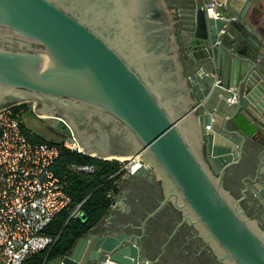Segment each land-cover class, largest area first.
<instances>
[{
	"label": "water",
	"instance_id": "95a60500",
	"mask_svg": "<svg viewBox=\"0 0 264 264\" xmlns=\"http://www.w3.org/2000/svg\"><path fill=\"white\" fill-rule=\"evenodd\" d=\"M201 3L186 1L176 41L168 0H0V109L33 99L81 151L139 154L163 184L139 234L131 216L110 214L61 264H158L145 229L169 202L181 211L170 236L187 223L225 264H264V137L249 131L264 133V28L230 4L208 17ZM185 69L202 82L194 101ZM234 165L255 166L253 217L241 205L248 185L236 198L224 187Z\"/></svg>",
	"mask_w": 264,
	"mask_h": 264
},
{
	"label": "built area",
	"instance_id": "2783aa9c",
	"mask_svg": "<svg viewBox=\"0 0 264 264\" xmlns=\"http://www.w3.org/2000/svg\"><path fill=\"white\" fill-rule=\"evenodd\" d=\"M228 2L203 0L201 5L208 17L218 18ZM216 83L217 80L213 84ZM23 106L19 103L0 109V264H21L31 254L54 244L55 238L45 230L71 198L65 190L66 179L56 173L53 164L60 147L81 151L73 136L59 143L32 138L21 120ZM115 159L120 162L121 172L152 169L139 154ZM68 169L93 171L94 167L72 163ZM80 204L71 208L70 216L81 215ZM65 256L44 258L42 264H61Z\"/></svg>",
	"mask_w": 264,
	"mask_h": 264
},
{
	"label": "crops",
	"instance_id": "0c3cea01",
	"mask_svg": "<svg viewBox=\"0 0 264 264\" xmlns=\"http://www.w3.org/2000/svg\"><path fill=\"white\" fill-rule=\"evenodd\" d=\"M186 1L188 0H175L174 4L176 7L175 9L177 18L173 16V22L176 19H182V14L187 11ZM198 1L202 2L203 0ZM228 4H230V6L236 9L237 11H245L247 17L256 20L258 27L262 29L264 28V0H229ZM180 10L183 11L181 14L179 13ZM173 38H175L174 33ZM181 59L184 60L182 55ZM181 73L184 80L185 89L187 90V94L191 98L193 92H196V95L198 96L203 90L201 80L196 77L197 83L194 84L192 83V75H190L186 71V69L184 71H181ZM199 73H201V69L193 72L195 76H197V74ZM213 92H215L213 98H215L216 96L217 99L218 95L220 94L219 89L214 86ZM216 99H214V102H216ZM249 127V131L254 134L257 138L264 137V133L260 132L254 124H250ZM238 167L239 166L234 165L227 169V172L223 179V184L225 189L234 198L240 196L241 190L244 188L245 184L248 185V197L241 202V205L245 213L248 216L253 217L254 212L252 209V205L255 203V200L252 196V191L255 189L256 185H259L258 181L255 182V166H252L249 169ZM148 174H151L153 176L152 180L161 178L159 174L157 172H154L152 169L147 172V176H145L143 171H141L137 175H135L134 173L131 174L127 171L122 172L120 174L119 178L117 179V183L120 186V191L117 194L120 195L119 200H121L123 207L119 208L118 206H116L113 208L116 199L115 196L108 215L114 214L116 217L126 216L124 215V213L125 211L129 210L131 206V192L134 189L138 190L137 186L139 180L142 179L147 181ZM126 204L128 205V207L126 206ZM156 205L157 200H139L136 213L130 217L134 227H129L127 231L130 233L134 232L139 234L140 222L142 218L148 211L152 210ZM162 211V213L160 211L159 214L156 215L154 218V223H165V229L160 236V245L164 243L167 235L173 232L176 227V224L179 222V219L181 217V211L176 209L173 205L165 208ZM167 217L168 220L166 222L165 219ZM105 222L106 218L102 220V224ZM173 235L174 236L172 237V240L168 243L162 255H160L161 248L160 246H158L159 248L157 247L155 253L149 255V257L155 260V256L158 254V256H160L158 264H217L215 258H217L218 256L213 250L208 248V245L202 240V238L198 235L197 230L192 225L187 223L182 224Z\"/></svg>",
	"mask_w": 264,
	"mask_h": 264
},
{
	"label": "trees",
	"instance_id": "16d2710c",
	"mask_svg": "<svg viewBox=\"0 0 264 264\" xmlns=\"http://www.w3.org/2000/svg\"><path fill=\"white\" fill-rule=\"evenodd\" d=\"M27 131L34 139L46 140L28 129ZM72 163L90 164L94 169L71 171L68 166ZM119 166L120 162L115 158H102L60 147L53 168L66 179L65 190L71 200L67 207L55 214L45 230L55 238L54 244L48 250L31 254L21 264H42L44 258L54 260L70 254L77 240L108 215L111 204L120 191L117 179L122 172L118 171ZM79 202L81 215L70 216L71 208Z\"/></svg>",
	"mask_w": 264,
	"mask_h": 264
},
{
	"label": "flooded vegetation",
	"instance_id": "af4514ba",
	"mask_svg": "<svg viewBox=\"0 0 264 264\" xmlns=\"http://www.w3.org/2000/svg\"><path fill=\"white\" fill-rule=\"evenodd\" d=\"M174 2H175L174 0H168V5H170L171 7L174 8L173 16H175V18H177L176 17L177 16L176 15V9H175L176 7H175ZM172 27H173V33L175 35V38L174 39L176 41H179V35H178L179 34V20L178 19H176L172 23ZM177 49H179V48H177ZM28 103L30 104L31 107H33V99H29L28 102L25 105H28ZM38 116L43 117L44 120H45L44 117H47L48 116L49 119L46 120V122H48L51 126L54 123L56 124V119H59V117H57L55 115H50V116L49 115H38ZM52 127L54 128V130H56L54 126H52ZM56 131L58 133H62L60 130H56ZM74 139L77 141V139L75 137H74ZM152 170L154 172H156V170L153 169V167H152ZM152 179H148L147 178V181L142 180V179L139 180L138 186H137L138 187V190L137 189H134L131 192V199H132L131 206H130L129 210L125 211V213H124V215H126L125 218H129L130 216H132V215H134L136 213L139 200H141V201L142 200H146V199H150V201L151 200H153V201L157 200V203H158L159 200L162 199V197H163V184H162V180H161V178L154 179V180H152ZM171 205H172V203H170V202L167 205H165L160 210L161 213L163 212L162 210H164L165 208H167V207H169ZM159 212L156 215H158ZM156 215H154L153 217H151L148 220V223H147L146 229H145L144 241H145L146 244H149L151 242H155V245H157V247H158V246H161L159 244V241H160L161 233L165 229V223H163V224L154 223V218H155ZM165 220L167 222L168 217ZM170 235H171V233L169 235H167L166 240L164 241V243H162V245L165 244V248L167 247L168 243L172 240V237L174 236V235H172V236H170ZM208 248H210V247L208 246ZM215 259H216L217 264H225L224 262L218 260L217 258H215Z\"/></svg>",
	"mask_w": 264,
	"mask_h": 264
},
{
	"label": "rangeland",
	"instance_id": "374dc122",
	"mask_svg": "<svg viewBox=\"0 0 264 264\" xmlns=\"http://www.w3.org/2000/svg\"><path fill=\"white\" fill-rule=\"evenodd\" d=\"M27 102L28 101L21 103V105H24ZM21 120L28 130L48 141L59 143L68 138L64 133H58L54 130V128L43 119V117L38 116L29 103L22 108ZM47 264H53V261H49Z\"/></svg>",
	"mask_w": 264,
	"mask_h": 264
},
{
	"label": "bare ground",
	"instance_id": "6f19581e",
	"mask_svg": "<svg viewBox=\"0 0 264 264\" xmlns=\"http://www.w3.org/2000/svg\"><path fill=\"white\" fill-rule=\"evenodd\" d=\"M132 156V154H130V155H126V156H119V157H117V158H127V157H131ZM108 158H112V157H116V155H109V156H107Z\"/></svg>",
	"mask_w": 264,
	"mask_h": 264
}]
</instances>
